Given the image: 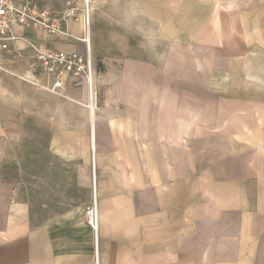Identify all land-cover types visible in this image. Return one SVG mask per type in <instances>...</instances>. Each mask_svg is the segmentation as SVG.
<instances>
[{"label": "crops", "instance_id": "0c3cea01", "mask_svg": "<svg viewBox=\"0 0 264 264\" xmlns=\"http://www.w3.org/2000/svg\"><path fill=\"white\" fill-rule=\"evenodd\" d=\"M90 4L92 96L25 43L84 54L81 15L5 55L0 264H264V0Z\"/></svg>", "mask_w": 264, "mask_h": 264}, {"label": "built area", "instance_id": "2783aa9c", "mask_svg": "<svg viewBox=\"0 0 264 264\" xmlns=\"http://www.w3.org/2000/svg\"><path fill=\"white\" fill-rule=\"evenodd\" d=\"M85 34L83 43L86 46L84 54L80 52L67 53L59 51L52 46L45 48L37 46L34 49V67L41 69L44 74L52 79L53 91L60 90L65 85V79L72 77L77 85L86 84L90 96H92L94 84V64L91 55L90 43V14L89 6L85 7ZM79 8L72 3L68 4L67 11L62 16L54 15L50 10H35L25 3H16L15 0H0V56L3 52L11 50L12 41L15 39L17 27L31 28L36 32L53 35L58 39H75L67 30L66 25L70 21L78 20ZM3 69L0 66V75ZM95 186V185H94ZM85 221L97 238L99 226V212L96 195L85 210Z\"/></svg>", "mask_w": 264, "mask_h": 264}, {"label": "rangeland", "instance_id": "374dc122", "mask_svg": "<svg viewBox=\"0 0 264 264\" xmlns=\"http://www.w3.org/2000/svg\"><path fill=\"white\" fill-rule=\"evenodd\" d=\"M15 2L19 3V5L21 3H25L27 6H30L33 9L38 10V11L50 10L54 15L59 16V17L62 16L67 11L68 4L72 3L79 8V12H80L81 17L83 18V23L85 26V13H86L85 5L86 4L84 3V0H15ZM90 28H91V24H90ZM16 56L17 58L21 59L20 54H17ZM32 64L34 65L35 61L32 62ZM94 67H95V64H94ZM10 68L14 69L13 75H9L5 77L3 72H2V75H0V86L5 87L9 91H12V94L0 93L1 113H5L7 108L11 106V103L13 102V100H15V82L19 81L27 85L31 82H35L36 80V78H33V77L30 79H22L21 77L22 74H17V75L15 74V66H12ZM21 92H24V91L21 90ZM19 96L21 97L22 93Z\"/></svg>", "mask_w": 264, "mask_h": 264}, {"label": "bare ground", "instance_id": "6f19581e", "mask_svg": "<svg viewBox=\"0 0 264 264\" xmlns=\"http://www.w3.org/2000/svg\"><path fill=\"white\" fill-rule=\"evenodd\" d=\"M84 3L86 4L85 5V7L87 6V4H88V6H89V14L91 13L90 11H91V4H90V0H84ZM96 11V10H95ZM24 27H17L16 28V31H15V39L17 40V39H19V40H24L23 38H22V36L20 35V32H18V30L17 29H23ZM27 28H29V27H27ZM25 41V40H24ZM16 41L14 40V41H12V48H11V50L10 51H8V52H3L2 54H1V56H0V66L2 67V69H3V74H6L7 73V70H6V67H5V64H4V58H5V55L6 54H12L13 56H14V59H16V60H19V58H17V54H20L21 55V53H20V49H18L17 47V50L15 51V50H13V47L14 46H17V43H15ZM25 43L27 44V48H29V49H31L32 51H34V49L35 48H37V44H35V43H33V42H31V41H25ZM20 58H21V56H20ZM37 69V67H34V65L33 64H31V70L32 71H34V70H36ZM2 75V74H1Z\"/></svg>", "mask_w": 264, "mask_h": 264}]
</instances>
